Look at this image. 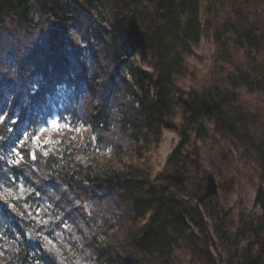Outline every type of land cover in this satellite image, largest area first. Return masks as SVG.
Masks as SVG:
<instances>
[{
  "label": "trees",
  "instance_id": "1",
  "mask_svg": "<svg viewBox=\"0 0 264 264\" xmlns=\"http://www.w3.org/2000/svg\"><path fill=\"white\" fill-rule=\"evenodd\" d=\"M0 116V264H264V0H0Z\"/></svg>",
  "mask_w": 264,
  "mask_h": 264
},
{
  "label": "rangeland",
  "instance_id": "2",
  "mask_svg": "<svg viewBox=\"0 0 264 264\" xmlns=\"http://www.w3.org/2000/svg\"><path fill=\"white\" fill-rule=\"evenodd\" d=\"M213 46L210 42L202 41L196 50V55L200 58H191L189 59V62L192 66H194L196 73L198 76L205 75L207 68H209L211 63V57L213 53ZM136 62L138 65L143 67L144 69L148 70V66L141 62V59L139 56L136 57ZM56 119V118H55ZM64 124V123H61ZM46 127V126H45ZM44 128V127H42ZM87 134L89 131L86 132ZM68 135L74 137L78 142H85V138H83L82 132H75V131H68L67 129H61L59 132L56 130L51 131H45L43 133L39 134V143L44 144L46 139H50L53 141L59 140L62 136ZM176 136L173 133L170 132H164L162 135V139L160 144L158 145L157 149L150 151V162L149 165L151 166L153 170V174L159 172L165 162V159L167 155L170 153L171 149L174 147L176 143ZM212 175V174H210ZM213 176V175H212ZM214 177V176H213ZM215 179V178H214ZM216 181V179H215ZM217 185V183H216ZM218 188V187H217ZM205 191V190H204ZM253 192L248 191L247 197H246V210H250L252 208V201H253Z\"/></svg>",
  "mask_w": 264,
  "mask_h": 264
},
{
  "label": "snow or ice",
  "instance_id": "3",
  "mask_svg": "<svg viewBox=\"0 0 264 264\" xmlns=\"http://www.w3.org/2000/svg\"><path fill=\"white\" fill-rule=\"evenodd\" d=\"M60 119H65V118L64 117H60ZM3 120H4V117L0 116V122H3ZM13 123H15V121H13ZM45 124H46V127L38 129L37 132H34L32 134H25L24 140H21L19 142V144L15 145L14 147L11 148V152L13 153L15 159H12V160L9 161L10 165H19L24 160L23 154L20 151H18V149L23 147L26 144V142L29 141V139L31 141V144L35 145L37 148H42V145L38 143L39 134L40 133H43L45 131H51L53 129L56 130L57 132H59L61 129H67L68 131H75V132H78V133L82 131L81 128H74L69 123L61 124L60 120L55 119V118H52V119H50L48 121H45ZM70 139H74V137L70 138ZM45 143L51 144L52 142L50 141V139H46ZM56 143H59V141H57ZM43 154L45 156H47L48 155V151L45 150L43 152ZM32 158L35 159V156H33ZM19 190H20L21 193L26 191L24 189L23 185L19 186Z\"/></svg>",
  "mask_w": 264,
  "mask_h": 264
},
{
  "label": "water",
  "instance_id": "4",
  "mask_svg": "<svg viewBox=\"0 0 264 264\" xmlns=\"http://www.w3.org/2000/svg\"><path fill=\"white\" fill-rule=\"evenodd\" d=\"M34 156L33 151L30 153V157L32 159V161H35V159H33L32 157ZM204 192L206 195H213L215 197H217L218 195V188L216 185V181L214 179V177L212 175H208L206 177V183H205V188H204Z\"/></svg>",
  "mask_w": 264,
  "mask_h": 264
},
{
  "label": "bare ground",
  "instance_id": "5",
  "mask_svg": "<svg viewBox=\"0 0 264 264\" xmlns=\"http://www.w3.org/2000/svg\"><path fill=\"white\" fill-rule=\"evenodd\" d=\"M88 131V130H87ZM34 153V156H35V151L33 152ZM28 154H29V159L31 158L30 157V153L28 152ZM35 159H36V157H35ZM31 161H32V159H31ZM5 162V161H4ZM34 162V161H33ZM1 166V165H0Z\"/></svg>",
  "mask_w": 264,
  "mask_h": 264
}]
</instances>
